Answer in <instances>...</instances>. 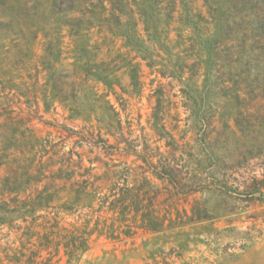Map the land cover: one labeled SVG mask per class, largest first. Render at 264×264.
<instances>
[{
    "label": "rangeland",
    "instance_id": "1",
    "mask_svg": "<svg viewBox=\"0 0 264 264\" xmlns=\"http://www.w3.org/2000/svg\"><path fill=\"white\" fill-rule=\"evenodd\" d=\"M79 218L72 264H264V0H0V264Z\"/></svg>",
    "mask_w": 264,
    "mask_h": 264
},
{
    "label": "trees",
    "instance_id": "2",
    "mask_svg": "<svg viewBox=\"0 0 264 264\" xmlns=\"http://www.w3.org/2000/svg\"><path fill=\"white\" fill-rule=\"evenodd\" d=\"M12 192V190H11ZM81 218L76 219L74 223L70 224L69 227H58V221L55 220L54 224L51 225V230L46 234L45 249H48L52 245L54 240V251L59 252L60 246L63 248L64 256L66 257V264H72L73 261L77 260V256L83 254L89 248V238L96 230L88 229L87 222L81 223ZM55 239L58 241L55 242ZM25 246V244H22ZM7 254L5 255L9 264H36L38 253L32 252L28 257L24 254V250L13 252L12 246L9 244L6 248ZM45 264V263H44ZM46 264H50V259H46Z\"/></svg>",
    "mask_w": 264,
    "mask_h": 264
}]
</instances>
